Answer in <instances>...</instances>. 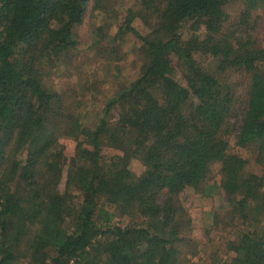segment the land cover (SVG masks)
Here are the masks:
<instances>
[{
  "label": "trees",
  "instance_id": "obj_1",
  "mask_svg": "<svg viewBox=\"0 0 264 264\" xmlns=\"http://www.w3.org/2000/svg\"><path fill=\"white\" fill-rule=\"evenodd\" d=\"M234 1L139 0L167 37L120 23L144 61L84 124L60 116L63 97L43 86L41 66L73 50L88 8L100 14L107 0H0V264H179L197 253L179 196L201 189L217 163L244 232L214 264H264V175L228 152L232 141L264 161V52L225 25ZM196 19L207 34L199 49L181 33ZM226 69L247 74L242 97ZM112 112L133 133L140 173L102 151ZM60 125L75 139L65 195L46 190L41 170Z\"/></svg>",
  "mask_w": 264,
  "mask_h": 264
},
{
  "label": "rangeland",
  "instance_id": "obj_2",
  "mask_svg": "<svg viewBox=\"0 0 264 264\" xmlns=\"http://www.w3.org/2000/svg\"><path fill=\"white\" fill-rule=\"evenodd\" d=\"M87 12L77 29L76 47L59 60L54 59L41 66L43 86L63 97L59 106L60 116L64 121L74 118L84 124L93 123L91 120L94 118L88 121L87 117L94 113L96 116L104 100L116 87L132 79L144 61L134 34L120 37V23L128 21L147 39L167 37L166 33L156 30L153 10L139 0H107L100 14ZM226 14L225 25L236 24L238 37L253 40L264 52V0H236L227 6ZM181 23L183 39L194 49H199L197 45L207 37L203 24L197 19ZM223 77L234 84L236 97H242L247 86V74L226 69ZM117 118L116 112L108 116L102 151L107 156L120 158L133 172L140 173L143 166L134 154L133 133L122 130ZM62 126L56 129L41 167L46 190L57 195H65L67 162L75 144V139ZM249 151L230 141L228 152L243 158L247 171L264 175V161H258ZM220 177V165L217 163L211 167L201 189L189 187L179 196L185 214L190 218L188 234L197 248L196 255L183 253L179 264L224 262L232 254L230 241L236 239L238 232H244L243 224L228 213L231 208L221 190ZM126 221L127 218H122V222ZM235 241L238 243L239 237Z\"/></svg>",
  "mask_w": 264,
  "mask_h": 264
}]
</instances>
